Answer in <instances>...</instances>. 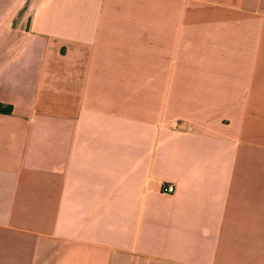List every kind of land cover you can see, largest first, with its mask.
I'll list each match as a JSON object with an SVG mask.
<instances>
[{"label": "crops", "instance_id": "1", "mask_svg": "<svg viewBox=\"0 0 264 264\" xmlns=\"http://www.w3.org/2000/svg\"><path fill=\"white\" fill-rule=\"evenodd\" d=\"M0 109V264H264V0H0Z\"/></svg>", "mask_w": 264, "mask_h": 264}, {"label": "built area", "instance_id": "2", "mask_svg": "<svg viewBox=\"0 0 264 264\" xmlns=\"http://www.w3.org/2000/svg\"><path fill=\"white\" fill-rule=\"evenodd\" d=\"M162 191L165 193V194H174L175 191H176V187L174 184H165L162 188Z\"/></svg>", "mask_w": 264, "mask_h": 264}, {"label": "trees", "instance_id": "3", "mask_svg": "<svg viewBox=\"0 0 264 264\" xmlns=\"http://www.w3.org/2000/svg\"><path fill=\"white\" fill-rule=\"evenodd\" d=\"M0 111L2 112V111H4L3 109H0Z\"/></svg>", "mask_w": 264, "mask_h": 264}]
</instances>
